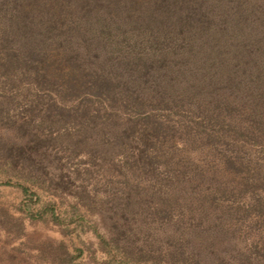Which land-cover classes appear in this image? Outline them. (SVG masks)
Here are the masks:
<instances>
[{"label":"rangeland","instance_id":"rangeland-1","mask_svg":"<svg viewBox=\"0 0 264 264\" xmlns=\"http://www.w3.org/2000/svg\"><path fill=\"white\" fill-rule=\"evenodd\" d=\"M0 264H264V0H0Z\"/></svg>","mask_w":264,"mask_h":264}]
</instances>
